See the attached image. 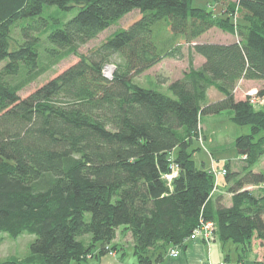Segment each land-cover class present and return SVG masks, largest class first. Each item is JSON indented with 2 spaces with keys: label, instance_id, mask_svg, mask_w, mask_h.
<instances>
[{
  "label": "trees",
  "instance_id": "1",
  "mask_svg": "<svg viewBox=\"0 0 264 264\" xmlns=\"http://www.w3.org/2000/svg\"><path fill=\"white\" fill-rule=\"evenodd\" d=\"M192 1L0 0V233L36 237L27 259L0 264H89L97 248H117L121 229L131 234L136 264H152L169 246L185 248L201 219L243 253L255 240L264 246V195L248 189L264 184L255 171L264 159V111L235 96L240 80H264V0H209L212 10ZM45 5L76 14L49 31ZM134 9L141 16L128 28L79 51ZM215 28L237 39L199 42ZM47 32L51 45L42 46ZM71 55L74 64L21 97ZM186 56L182 75L162 81L171 94L135 81ZM212 88L222 98L211 100ZM224 110L251 126L235 139L238 157L224 163L231 206L214 198V174L190 151L201 116Z\"/></svg>",
  "mask_w": 264,
  "mask_h": 264
},
{
  "label": "rangeland",
  "instance_id": "2",
  "mask_svg": "<svg viewBox=\"0 0 264 264\" xmlns=\"http://www.w3.org/2000/svg\"><path fill=\"white\" fill-rule=\"evenodd\" d=\"M212 5H215V3L209 0H193L192 1V6L205 8L207 10H212V7H211ZM75 14H76L75 10L65 11L55 5H45L41 16L49 18L50 27L48 28V30L50 31L57 22H64L67 19L74 16ZM140 16H141L140 11L138 9H134L133 11L126 14L118 22H116L115 24H113L112 26L104 30L97 38L82 45L79 48V51L81 53L88 54L91 49L96 47L98 44H100L102 41L107 39L109 36L114 35L116 31L124 29V28H128L130 24L133 23L135 20H137ZM36 19H38V17L25 19L20 22L28 23ZM214 31L218 32L219 30H214ZM14 35L16 37H19L18 29H16ZM217 36H220L219 39L224 40L222 38L223 35L220 34ZM40 37H41L42 46L51 45L50 41L48 40V32L41 34ZM226 41H228V39H226ZM184 51L185 53H188V48L185 47ZM77 60H78V57L76 55H71L63 59L57 65H55L52 68V70L47 71L46 73L41 75L39 78H37L34 82L30 83L26 88H24L20 92L21 97L28 96L38 87L42 86L50 79L59 75L70 65L74 64ZM2 63H5V61H3ZM109 64L113 65L116 68V65L114 63H109ZM187 67H188V57L187 56L183 60L174 59V58H166L161 63L153 67L151 70L145 72L144 74L137 76V78H135V81L143 87L153 88V89H157L162 92L171 94V91L168 88L169 83L162 82L163 79H166V81L168 80L170 81L171 79L173 80L175 78H178L182 75V73ZM241 81L242 80H240L239 82L242 83ZM262 82H264V80L257 81V82L255 81L254 83L250 82L246 84V86L244 85V83L240 85L238 84L239 88L236 87L235 89L236 98L237 99H248L250 101L252 98L251 96L253 94L256 96L255 99H257L259 95L260 97H258V101L254 104V107L256 110L264 111V95H261L260 93V91L264 87V84H262ZM222 96L223 95L215 88H212L209 91V97L211 100L220 99L222 98ZM232 115H233V110H224L220 113H209V114H203L201 116V119H200L201 130L198 133L197 138H194L193 144L190 149V151L193 152V158L196 160L197 165L199 167H203V164H207V166L210 167L212 163V159H213V162L215 163L214 165L217 171H220L224 167V163L227 160L233 159L238 155L236 147H235V139L237 136L241 134L250 133L251 126L235 124L232 121V117H231ZM175 154H176V151L173 153V156ZM172 159L174 160V158ZM261 165L263 167H261ZM261 165H259L257 168L261 167L262 170H264V162ZM175 171L178 173V169H176ZM224 180H225V176L222 174L219 175L217 179L218 188L220 185L219 181L222 182ZM168 181H171V180L168 179ZM257 187L258 186H248V189L255 191L259 195H264V188H262V185H260L258 188ZM228 191H229V188H228ZM259 191H262V192H259ZM35 238L36 237L34 235H30L27 233L17 238H13L6 233H0V262L2 260H5L11 257H15L20 260L27 259V257L30 255V244ZM128 240H130V236H127V237L122 236L123 243L127 244L129 242ZM170 248L171 247L169 246L167 251ZM109 253L114 254V255L116 254L114 251H112V253L111 252ZM127 253L132 258L134 255V246L127 247ZM240 253H242V251H240ZM262 253L264 254V251ZM232 257H234V252H232ZM261 258H263V260L260 262L264 263V256ZM126 261H129V260H126ZM90 262L94 263V261L92 260Z\"/></svg>",
  "mask_w": 264,
  "mask_h": 264
},
{
  "label": "crops",
  "instance_id": "3",
  "mask_svg": "<svg viewBox=\"0 0 264 264\" xmlns=\"http://www.w3.org/2000/svg\"><path fill=\"white\" fill-rule=\"evenodd\" d=\"M214 30H219V31L216 32ZM220 34L223 35L222 38L224 40L219 39L220 36L217 35ZM226 39H228V41H226ZM236 39L237 38L232 34H228L220 29L215 28L210 30L203 36H201L199 38V42L231 43L234 42ZM203 62H204V58L202 56L200 55L195 56L196 66H200ZM255 81L257 82L262 80H255ZM255 81L242 79L241 82L244 83V85L246 86V84L250 82L254 83ZM242 83L239 82V85ZM262 84H264V82H262ZM237 87L239 88L238 85ZM237 157L238 155L235 158ZM263 162L264 159L261 161L259 165H261ZM261 167L263 166L261 165ZM261 167L259 168L256 167L255 171L264 172V170H262ZM201 168L208 169L209 166H207V164H203V167ZM219 184H220L219 188L213 194L214 198L215 199L219 198L218 200L219 203L224 204L225 206H231L232 192L228 191L230 184L226 183L225 181H222ZM262 188H264V185H262ZM122 236L123 237L130 236V240H128L129 242L127 244L123 243ZM114 245H117V248L113 249V251L116 253L115 255L110 254L109 252L98 255V248H97L95 253L89 257V264H136L137 263L135 254L131 258L130 255L127 253V247L134 246L133 239L129 232H123L122 229L119 230L118 236L111 244V247H113ZM240 251H241V247L239 245L235 244L232 241L223 242L217 236H214V238L210 242L204 241L199 238L196 240L189 241L187 243V246L183 248L182 253L178 257L168 256L166 251L162 258L157 259L156 256L152 264H258V262L263 260V258L261 257L264 256V254L262 253L264 251V246L261 245V242L259 240H255L254 247L251 252L240 253ZM232 252H234V257H232ZM91 260L94 261V263H91L90 262Z\"/></svg>",
  "mask_w": 264,
  "mask_h": 264
},
{
  "label": "built area",
  "instance_id": "4",
  "mask_svg": "<svg viewBox=\"0 0 264 264\" xmlns=\"http://www.w3.org/2000/svg\"><path fill=\"white\" fill-rule=\"evenodd\" d=\"M109 66H112L113 70L109 71V74H108L107 71H108ZM114 68L115 67L113 65L106 64L104 67L105 75L112 77V74H113L112 72H114ZM251 97L252 98H251L250 102L255 104L258 101V97H260V96L258 95L257 99H255L256 96L253 94ZM214 164L215 163L212 160L211 166L208 169L214 174V177L216 176L215 180L217 183V179H218L219 175H221V174L224 175L226 173V169L222 168V170L217 171ZM175 170H176V168L174 169L172 174L166 175V178L169 180H172V178L178 174ZM213 192H212V194H213ZM215 227H216V225L213 221H206L204 219H201L199 221L198 225L193 229V232L191 233L190 237L188 239H186L185 243H188L189 241L196 240L199 238L204 240V241L210 242L215 236ZM112 251L113 250H110L109 252L112 253ZM182 251H183L182 245H172L171 248L167 251V255L171 256V257H178L182 253Z\"/></svg>",
  "mask_w": 264,
  "mask_h": 264
},
{
  "label": "bare ground",
  "instance_id": "5",
  "mask_svg": "<svg viewBox=\"0 0 264 264\" xmlns=\"http://www.w3.org/2000/svg\"><path fill=\"white\" fill-rule=\"evenodd\" d=\"M111 70H113V67H112V66H109V67H108V71H107L108 74H109V71H111Z\"/></svg>",
  "mask_w": 264,
  "mask_h": 264
}]
</instances>
